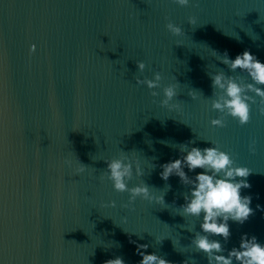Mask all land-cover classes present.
<instances>
[{"label": "water", "instance_id": "water-1", "mask_svg": "<svg viewBox=\"0 0 264 264\" xmlns=\"http://www.w3.org/2000/svg\"><path fill=\"white\" fill-rule=\"evenodd\" d=\"M169 21L182 35L166 29ZM246 49L264 63V0H190L187 7L174 0H0V264H103L117 256L137 264L138 244L173 264H207L190 245L202 217H183L180 208L189 188L159 176V165L180 158L179 144L190 141L201 149L214 141L252 170L241 195L252 197L255 214L243 225L229 221L226 244L213 238L228 250L245 233L264 244V211L256 209L264 208V116L253 104L244 126L230 116L223 128L210 124L220 115L211 109L210 77L248 80L217 53L234 59ZM137 61L146 65L142 73ZM156 72L160 95L152 97L136 77ZM170 84L178 109L160 105ZM121 156L144 173L128 186L144 181L165 203L138 197L123 207L129 194L100 179L105 161ZM185 171L194 177L202 170Z\"/></svg>", "mask_w": 264, "mask_h": 264}, {"label": "clouds", "instance_id": "clouds-1", "mask_svg": "<svg viewBox=\"0 0 264 264\" xmlns=\"http://www.w3.org/2000/svg\"><path fill=\"white\" fill-rule=\"evenodd\" d=\"M174 2L182 7L190 4V0H174ZM192 6L195 7L198 4L193 3ZM188 23L195 25V18L189 17ZM165 27L174 36L182 35L181 27L171 21ZM35 49L36 46L33 44L30 54ZM217 54L220 57L219 61L226 65L230 72L235 73L239 70L241 73H246L248 80H245L243 76L226 75L224 72H218L210 77L213 88L212 96L215 97L211 100V109L220 114L218 118L210 121L211 126L225 127L226 117L229 116L238 121L240 126L246 125L251 119V105L253 104L257 105L259 114L264 116V63L247 49L237 54L234 59L229 58L227 51L223 55ZM136 66L141 73L146 67L143 61H137ZM161 80V74L156 72L152 79L136 77V84L146 85L149 90H152L151 96L157 97L160 93L155 89L161 87ZM189 95L192 99L196 98L191 91ZM176 96V85L170 84L163 87L164 98L160 100V105L170 110L178 109L179 104L170 103ZM192 143L195 141L188 142V144ZM210 143L211 147L203 149L189 148L188 144H179L182 146L179 149L180 158L159 165L162 169L159 176L165 182L170 177L176 176L182 185L189 188V192L184 194L185 202L180 208L183 210V217H195L198 220L202 217L200 231L195 232L190 245L195 247L196 253L204 254L207 264H264V244L259 243L254 235L249 238L247 233L243 234L239 247H232L231 250L224 246L231 237L229 221L243 225L255 214L254 209L250 207L252 197L241 195L242 189L251 188L247 178L252 174V170L245 166H237L229 153L222 151L214 141ZM255 144L256 141L252 140L249 145V151L252 154L256 151ZM105 163L106 171L100 179L111 181L116 192L129 194L128 203L123 205L124 208H130L138 197L165 203L164 195L151 194L150 187L144 181L133 187L128 186L134 174L139 177L144 175L138 161L121 156L106 160ZM65 164L71 166V161L65 160ZM185 169L188 172H195L197 169L202 171L190 177ZM85 170L86 166L81 163L77 172L82 173ZM167 188L170 190L171 186L167 185ZM105 206L115 207V202ZM256 209L264 211L260 205H257ZM213 237H221L224 244ZM130 243L136 242L130 240ZM148 247L147 244L137 245L136 254L141 257L137 264H173L172 261L156 253H147ZM225 252L227 255L224 254ZM103 264H125V261L117 256L114 259L105 260ZM183 264H189V260H185Z\"/></svg>", "mask_w": 264, "mask_h": 264}]
</instances>
